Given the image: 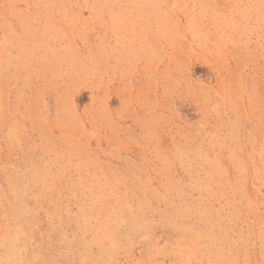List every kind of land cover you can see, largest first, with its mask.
<instances>
[{
  "label": "rangeland",
  "instance_id": "1",
  "mask_svg": "<svg viewBox=\"0 0 264 264\" xmlns=\"http://www.w3.org/2000/svg\"><path fill=\"white\" fill-rule=\"evenodd\" d=\"M0 264H264V0H0Z\"/></svg>",
  "mask_w": 264,
  "mask_h": 264
}]
</instances>
